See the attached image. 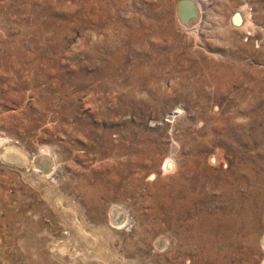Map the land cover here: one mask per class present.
<instances>
[{"label": "rangeland", "instance_id": "374dc122", "mask_svg": "<svg viewBox=\"0 0 264 264\" xmlns=\"http://www.w3.org/2000/svg\"><path fill=\"white\" fill-rule=\"evenodd\" d=\"M180 1L0 0V264H213L230 183L256 220L225 262L264 264V0Z\"/></svg>", "mask_w": 264, "mask_h": 264}, {"label": "bare ground", "instance_id": "6f19581e", "mask_svg": "<svg viewBox=\"0 0 264 264\" xmlns=\"http://www.w3.org/2000/svg\"><path fill=\"white\" fill-rule=\"evenodd\" d=\"M178 13L180 15V11H178ZM244 14L241 11H238L235 14H232L230 17V22L234 24L236 27L242 26L243 28V26L247 22L246 18L244 17ZM193 21H195V19L191 20L188 23V25L191 24V22ZM249 21L250 20H248V22ZM244 28H246V26ZM260 88H261V85L259 83H256L254 85V87L251 90L253 91L252 92L253 98L255 97L256 92ZM50 157L51 156H49V154H47L46 152H41L35 158V166L38 168H41L45 173H48L46 171H48L49 168L51 167L50 165L53 164V162H51V159L54 156L52 158ZM170 157H165L161 161V170L164 173L173 171L175 167L174 160L172 159V157L171 158ZM247 159L249 160L248 157ZM216 160L218 159H216L215 156H212L211 163L213 164L216 163ZM51 170L52 168L50 169V171ZM263 170H264V167L260 166L259 172H261V175L264 177V172H262ZM152 173L153 175L155 174V172H152ZM249 175H250L249 179L253 182L255 178L252 179L251 176H254V175H251V173ZM257 175L258 174H256V177ZM260 180L261 179H257L255 183L257 184V181H260ZM250 189H252L253 191L255 190L254 188H250ZM252 190L249 191L246 188V186H243V190H242V185L236 184L233 186V184L230 183L229 185L222 188V191L219 196L214 198V203L212 207L209 209V213H208V227L207 228L210 229L209 235L207 234L206 237L195 239V242H197L195 244L199 243L200 247H202L207 253L210 254V256L212 257L213 264H226L227 262L225 261L227 260V258L235 255L234 254L235 247L244 244L245 234H249L250 238L252 239L253 235L251 233L253 232V225L256 220V217H255L256 209L254 208L255 205L253 203L254 196H253ZM118 212L119 211L117 210V212L115 213H118ZM115 216L116 215L114 214L113 217ZM118 216L119 215H117V217ZM124 218L125 217L122 213V218H120L119 216L117 219H114V221L115 223L116 221H118V219L119 220L122 219L123 221ZM116 224L118 225V223ZM262 245L264 247V233L262 235Z\"/></svg>", "mask_w": 264, "mask_h": 264}, {"label": "water", "instance_id": "95a60500", "mask_svg": "<svg viewBox=\"0 0 264 264\" xmlns=\"http://www.w3.org/2000/svg\"><path fill=\"white\" fill-rule=\"evenodd\" d=\"M178 11H180V17L185 24L198 16L197 5L193 0H181L178 4Z\"/></svg>", "mask_w": 264, "mask_h": 264}]
</instances>
